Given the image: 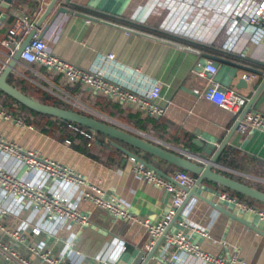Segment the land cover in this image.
<instances>
[{
	"label": "crops",
	"instance_id": "obj_1",
	"mask_svg": "<svg viewBox=\"0 0 264 264\" xmlns=\"http://www.w3.org/2000/svg\"><path fill=\"white\" fill-rule=\"evenodd\" d=\"M51 1L12 0L8 7H0V61L6 58L1 41L8 28L17 17L27 15L34 23L36 34H41L55 55L87 69L99 58L113 54V61L104 66L111 79L128 82L137 88H148L151 81H158L161 85L158 102L164 108L163 115L150 116L134 105L120 103L125 112L136 113L137 117L127 119L110 108L100 114L89 107L95 103L98 93L69 83L62 75L39 64H27L19 59L12 73L53 95H60L67 103L78 102L89 114L160 148L202 166L210 164L213 171L254 188L264 187V133L240 134L236 130L237 116L200 98L194 89H202L204 82L190 73L197 63L207 60L202 54H213L208 49L221 50L226 55L223 58L261 70L263 75L260 76L215 61L214 78L221 87L235 89L249 99L241 113L251 109L264 114V37L252 41L246 32L240 40L234 39L233 51L223 48V44L229 42L230 15L246 0H69L67 5L64 0H57L51 10L52 15L61 4L75 12L126 27L136 24L144 29L140 30L142 32L189 49L160 43L70 13H58L53 21L51 15L40 19L45 5ZM27 34H23L22 41ZM240 52L245 56L241 57ZM25 70L29 71V76ZM243 75L249 78L245 79ZM110 99L105 97L102 104L106 106ZM0 135L25 149L70 166L92 182L100 181L107 194L114 195L129 211L152 223L158 221L169 206L168 193L137 175L133 169L137 161L124 153L107 160L104 151L105 155H98L100 159H97L74 150L67 142L44 135L31 125L19 126L13 120L0 119ZM124 147L169 176L178 171L162 159L134 147ZM225 149L235 153L233 158L219 160ZM0 166L19 178L43 183L50 191L69 194L72 201L78 202V210L89 217V224L81 227L73 222L48 220L26 203L15 204L9 198L4 199L0 190V207L7 209L0 215V223L8 229V232L0 229V243L18 257L31 264H43L33 253L41 248V252L63 253L75 264H96L98 261L104 264H165L159 259L165 242L162 236L146 250L145 231L113 219L105 211L80 200L73 187L49 179L42 171L26 170L1 152ZM215 191L221 190L208 181L196 187L197 193L224 211L191 196L183 202L165 232L182 231L203 251L213 255L229 258L237 254L249 264H264V222L254 213L242 212L222 202L213 194ZM184 220L188 227L179 224ZM35 226L41 229L39 234L32 231ZM190 226L198 230H192ZM15 231L23 236V241L13 237ZM0 264H17V259L0 248ZM181 264H200V261L185 257Z\"/></svg>",
	"mask_w": 264,
	"mask_h": 264
},
{
	"label": "built area",
	"instance_id": "obj_2",
	"mask_svg": "<svg viewBox=\"0 0 264 264\" xmlns=\"http://www.w3.org/2000/svg\"><path fill=\"white\" fill-rule=\"evenodd\" d=\"M247 1L240 4L230 15L227 30L229 42L223 44L224 49L233 51L234 39L238 38L240 40L246 32L249 33L252 41L264 37V0ZM32 29H34V23L27 15L17 17L8 28L5 38L1 41L6 50V58L4 61H0V73L3 72L15 51L19 48L23 34ZM239 55L244 57L245 53L240 52ZM19 59L27 64H39L62 75L69 83L80 84L94 93H102L120 104L134 105L150 116L159 117L164 113V108L158 102L161 88L158 81H151L148 88L145 86L137 88L128 82L116 81L107 76L104 66L107 62L113 61V54H107L99 58L93 66L84 69L52 53L44 39L35 33L20 53ZM216 72L217 64L212 59L197 63L190 73L202 79L204 87L194 89V92L200 98L236 115V130L240 134L246 135L253 131L264 133V114L251 109L241 113L249 99L235 89L221 87L214 78ZM243 77L245 79L249 78L248 75H243ZM68 102L72 107L85 111V107L78 104V102L73 100ZM0 119L13 120L19 126L24 125L22 119L14 117L3 109H0ZM0 152L18 161L26 170L42 171L49 179L73 187L77 191L80 200L89 203L94 208L105 211L113 219L141 228L147 234V240L144 244L146 250H149L156 240L162 236L165 242L163 253L159 259L165 264H181L182 259L185 257H193L199 260L200 264H249L237 254L226 258L207 253L182 231L165 232L188 196V190L196 183L197 178L185 171H175L170 176L172 180H169L142 163L136 162L134 165L133 169L137 175L145 181L164 189L169 195L168 208L158 221L152 223L149 219L138 217L129 211L114 195L107 194L100 181L92 182L70 166L25 149L1 135ZM0 190L3 192L4 199L9 198L15 204L26 203L33 209L40 211L42 216L48 220H57L61 223L73 222L79 227L89 224V217L78 210V202L72 201L69 194L65 195L50 191L43 183H32L27 179L19 178L4 166H0ZM213 194L222 202L232 205L242 212L256 214L259 220L264 222V209L252 206L226 192L215 191ZM6 212L7 209L0 207V215ZM179 224L188 227L185 220L180 221ZM190 228L198 230L195 226H190ZM0 229L8 232V229L1 223ZM32 231L39 234L41 229L35 226ZM202 235L208 237L205 233H202ZM13 237L23 241V236L18 231L13 233ZM0 248L12 258L17 259V264H31L28 260L18 257L1 243ZM40 250L41 248L35 249L33 253L40 258L43 264H75L69 256L63 253L51 254L49 251L41 252Z\"/></svg>",
	"mask_w": 264,
	"mask_h": 264
},
{
	"label": "water",
	"instance_id": "obj_3",
	"mask_svg": "<svg viewBox=\"0 0 264 264\" xmlns=\"http://www.w3.org/2000/svg\"><path fill=\"white\" fill-rule=\"evenodd\" d=\"M52 1H51V3L45 5L46 9L44 10L40 19L43 20V19H45V17L51 15V10L55 6V3L57 2V0H52ZM11 2H12V0H0V7H8V5ZM68 3H69V0H64L65 5H67ZM65 5L60 4L56 7V9L54 10V13L50 16L51 21L54 20V18L56 17V15L58 13H70V14L76 15L78 17L87 19L91 22L101 23V24H105V25H108L111 27H115V28L120 29L122 31H125L127 33L142 36V37H145V38H148L151 40H155V41L160 42V43L171 45V46H174L177 48L189 49V48H184L179 44L165 40L161 37H157V36L151 35V34L146 33V32H142V31L134 29V28L119 25V24H116V23H113V22H110V21H107V20H104V19H101L98 17L83 14V13H80L77 11L75 12L73 10H70ZM40 19H39V21H40ZM40 24H41V22L37 23L36 24L37 27H39ZM35 33H36V28H34L28 32L27 36L22 41L19 48L15 51L12 58L7 63L3 72L0 73V91L7 94L8 96L13 98L17 102L21 103L22 105L26 106L27 108L32 109L36 112L51 115V116L57 117L59 119L68 120V121H72V122L84 125V126L90 128L92 130L102 132V133H104V134H106L112 138H115L119 141H122V142L136 148V149H139L141 151H144L145 153H148L152 156H155L159 159H162L171 165H174L176 167H179L181 169H184L186 171L193 173L197 177L196 183H195L196 185L194 186V188H192V190H190V189L188 190V196L186 197V200L184 201L185 203L188 201V199L191 196H194L200 200L208 201V203L211 206H213L215 209L224 211V209L222 207H220L219 205H216L213 202H210L209 200L203 198L199 193L196 192V187L199 186L200 184H202L204 181H208L210 183L222 186L224 188L238 192V193H240L246 197L254 199L258 202L264 203V192H262L261 190H259L257 188H254L248 184L242 183L240 181H237L235 179L227 177L223 174H220L216 171H213L211 169L210 164H207L206 166L199 165L198 163L191 160L190 158H185L179 154H175V153L167 151L163 148H160V147H158L152 143H149L148 141H146L140 137H137V136H135L129 132H126V131H124L118 127H115V126H113L107 122H104L102 120L92 118V117L74 112L72 110H68V109H64V108H60V107H56V106H51V105H47V104H43L41 102H38V101L34 100L33 98L29 97L28 95H26L25 93L19 91L15 87H13L11 84H9L7 82V77L10 73H12V71L15 70L14 67H15V64L17 62H19L20 53L22 52V50L24 49L26 44L29 42V40L32 38V36ZM38 36L41 37V34H39ZM202 56H204L207 59H212L216 62L232 65L234 67L242 69L243 71H247V72L257 74L260 76L263 75V72L261 70H257L255 68L250 67V66L241 65V64H237L235 62H231L225 58L219 57V56L214 55V54L205 53V54H202ZM262 84H264V80H263ZM111 144L113 146H115L117 149H119L126 156L130 157L131 159H133L139 163L144 164L146 167H148L152 171L158 173L162 177H165L169 180H172V178L169 175H167L165 172L156 168L151 163H148L142 157L136 155L135 153H132L131 151H129L127 148H125L121 144L116 143L114 141H111ZM230 216H232V214H230ZM176 217L177 216H175V218ZM150 256H152V254H150ZM96 264H104V263L98 261Z\"/></svg>",
	"mask_w": 264,
	"mask_h": 264
},
{
	"label": "trees",
	"instance_id": "obj_4",
	"mask_svg": "<svg viewBox=\"0 0 264 264\" xmlns=\"http://www.w3.org/2000/svg\"><path fill=\"white\" fill-rule=\"evenodd\" d=\"M129 26L137 30H144L141 26H138L136 24H130ZM208 50L214 55H217L219 57L222 58L226 57L225 53L221 50H214V49L213 50L208 49ZM24 73L27 76H29L28 70L27 71L25 70ZM7 82L16 89H18L19 91L25 93L26 95H28L29 97L33 98L38 102L72 110L74 112L99 119L98 117L93 116L88 112H85L76 107H72L69 103L64 101L60 97V95L58 96L55 94L53 95L48 90H45L40 86L35 85L34 83H32L31 81L25 78L18 77L14 73H10L8 75ZM105 97L106 96L103 95L102 93H98L95 98V103H92L89 107H91L93 110H95L100 114H103L105 110H108L110 108V109H114L115 112L120 116L121 114H123L124 118L137 117L136 113L130 114L128 112H125L124 109L120 107L119 103H117L116 100L110 99L107 101V104H105L106 106H104L102 103ZM0 109L6 110L12 115L22 119L24 123L33 126L35 129H37L39 132L43 133L44 135L52 139H55L57 141L67 142L74 150H77L81 153H85L87 155L90 154L97 159H100L98 155H105L104 151H106L107 154L109 153L108 156L106 154L107 160L113 158L114 155L122 153L119 149H117L115 146L111 144V141L119 143L123 146L125 145L132 147L122 141L112 138L102 132L92 130L84 125L68 120L59 119L57 117L39 113L32 109H29L26 106L14 100L13 98H11L10 96H8L7 94L3 93L2 91H0ZM234 154L235 153L232 150L225 149L221 153L219 160L225 159L227 157L233 158ZM177 169L178 171H185L189 175L197 178L196 175H194L189 171H186L179 167H177ZM213 185H215L217 189L221 191H226L228 194L233 195L252 206H255L260 209H264V203L258 202L254 199L246 197L238 192L232 191L222 186L216 184ZM257 189L264 192L263 186Z\"/></svg>",
	"mask_w": 264,
	"mask_h": 264
}]
</instances>
